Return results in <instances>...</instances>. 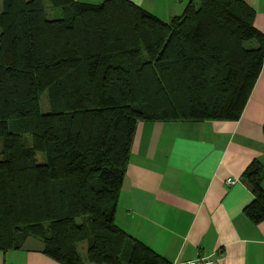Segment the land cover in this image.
Listing matches in <instances>:
<instances>
[{"label":"trees","instance_id":"obj_1","mask_svg":"<svg viewBox=\"0 0 264 264\" xmlns=\"http://www.w3.org/2000/svg\"><path fill=\"white\" fill-rule=\"evenodd\" d=\"M253 17L244 0L168 21L128 0H0V251L31 237L60 264H169L114 224L136 123L237 121L262 65ZM263 178L258 161L240 175L254 225Z\"/></svg>","mask_w":264,"mask_h":264},{"label":"crops","instance_id":"obj_2","mask_svg":"<svg viewBox=\"0 0 264 264\" xmlns=\"http://www.w3.org/2000/svg\"><path fill=\"white\" fill-rule=\"evenodd\" d=\"M128 1L168 21L188 0ZM244 2L264 35V0ZM263 124L264 51L237 121L136 123L114 224L169 264L205 256L214 264H264V221L254 225L244 217L252 196L240 180L250 162L264 168ZM41 250L28 237L20 249L0 251V264H60Z\"/></svg>","mask_w":264,"mask_h":264},{"label":"built area","instance_id":"obj_3","mask_svg":"<svg viewBox=\"0 0 264 264\" xmlns=\"http://www.w3.org/2000/svg\"><path fill=\"white\" fill-rule=\"evenodd\" d=\"M233 182L234 180H231V179L226 180L227 184H232ZM181 264H214V261L209 256H205V257H197L194 260L187 261Z\"/></svg>","mask_w":264,"mask_h":264},{"label":"rangeland","instance_id":"obj_4","mask_svg":"<svg viewBox=\"0 0 264 264\" xmlns=\"http://www.w3.org/2000/svg\"><path fill=\"white\" fill-rule=\"evenodd\" d=\"M93 1H95V2H100L101 0H93ZM53 16H57V14H55V13H50V14H48L47 17H53ZM43 97H44V96H42V100H44ZM37 161L40 162L41 159H40L39 157H37ZM81 248H83V246H82Z\"/></svg>","mask_w":264,"mask_h":264}]
</instances>
